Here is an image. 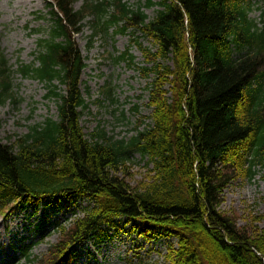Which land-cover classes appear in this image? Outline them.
<instances>
[{
	"label": "trees",
	"instance_id": "obj_1",
	"mask_svg": "<svg viewBox=\"0 0 264 264\" xmlns=\"http://www.w3.org/2000/svg\"><path fill=\"white\" fill-rule=\"evenodd\" d=\"M77 1L48 0L52 28L32 61L17 63L21 78L47 86L57 114L0 140V213L63 198L90 203L55 226L60 238L45 255L24 250L25 264H71L76 244L120 223L168 241L162 263L133 264H264V228L238 226L219 208L230 182L264 168V18L258 27L248 0ZM84 22L92 26L88 47L110 31L150 41L135 43L149 123L129 140L83 132L86 64L75 37ZM112 60L131 65L134 56L125 50ZM12 74L0 52V104L18 102ZM133 150L152 165L135 186L119 175Z\"/></svg>",
	"mask_w": 264,
	"mask_h": 264
},
{
	"label": "rangeland",
	"instance_id": "obj_2",
	"mask_svg": "<svg viewBox=\"0 0 264 264\" xmlns=\"http://www.w3.org/2000/svg\"><path fill=\"white\" fill-rule=\"evenodd\" d=\"M126 1L134 6L142 4V0ZM248 1L252 4L249 16L260 27L264 0ZM46 3V0H0V51L11 65L12 88L19 98L17 103L0 104L3 143L13 141L11 136L27 133L30 126L47 117L56 118V102L47 97V86L33 78H21L15 71L18 62L32 61L39 40L46 38L52 28L53 18ZM80 3L78 0L75 7ZM155 10V7L144 8L149 17ZM91 27L90 22H84L82 31L75 37L86 64L80 77V91L87 102L81 117L83 132L89 137L96 129H101L113 139L129 140L149 123L147 81L136 70L143 57L135 43L149 46L150 41L140 32L134 37L131 32H109L97 37L88 47ZM125 50L134 56L133 64L128 65L127 60H112ZM108 90L110 96L105 93ZM127 156L126 166L119 175L135 186L147 176L152 165L146 166V158L138 151L133 150ZM254 170L251 179H236L224 188L219 207L222 213L234 218L238 226L247 229L264 228V168ZM89 203L83 198H64L60 202L49 200L37 207L13 209L6 216L0 214V264H24L23 250L36 256L45 255L60 238L55 226L68 225L75 216H81ZM104 231L105 236L90 237L73 247L75 257L71 264L163 262L168 244L164 237L146 239L122 223L118 229L105 228Z\"/></svg>",
	"mask_w": 264,
	"mask_h": 264
}]
</instances>
